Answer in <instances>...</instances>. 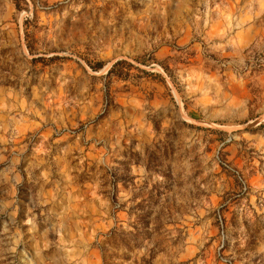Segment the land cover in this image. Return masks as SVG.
I'll use <instances>...</instances> for the list:
<instances>
[{"label":"rangeland","instance_id":"374dc122","mask_svg":"<svg viewBox=\"0 0 264 264\" xmlns=\"http://www.w3.org/2000/svg\"><path fill=\"white\" fill-rule=\"evenodd\" d=\"M0 264H264V0H0Z\"/></svg>","mask_w":264,"mask_h":264}]
</instances>
